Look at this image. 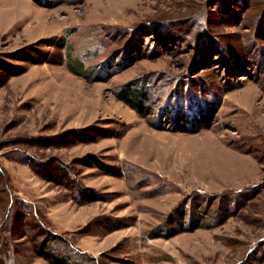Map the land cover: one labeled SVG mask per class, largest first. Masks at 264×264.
Returning a JSON list of instances; mask_svg holds the SVG:
<instances>
[{
	"label": "rangeland",
	"instance_id": "obj_1",
	"mask_svg": "<svg viewBox=\"0 0 264 264\" xmlns=\"http://www.w3.org/2000/svg\"><path fill=\"white\" fill-rule=\"evenodd\" d=\"M4 61L0 264H264V0H0Z\"/></svg>",
	"mask_w": 264,
	"mask_h": 264
},
{
	"label": "trees",
	"instance_id": "obj_2",
	"mask_svg": "<svg viewBox=\"0 0 264 264\" xmlns=\"http://www.w3.org/2000/svg\"><path fill=\"white\" fill-rule=\"evenodd\" d=\"M134 56L128 57L127 58L128 59L127 62L129 63L132 60V57H134ZM76 64L75 63L73 64V62H70V63L67 64V67H68V69L70 71H72L74 73L82 74L81 73V72H83L82 71V69H83L82 65L81 64L76 65ZM108 65H109V63H108ZM0 68H3L9 74H19V73H21L23 71L22 67L19 64H12V63H8V62H5V61L3 63H0ZM124 96L125 97H123L124 98L123 100L125 102H127L130 105H132L133 107L136 106L137 108H140L141 109V106L139 105V103L142 102V99L143 98L140 97V95H138V93H136L135 90L132 89V87H129V88H126L125 89ZM190 98L196 100L197 99V96H196V94L195 95H191ZM170 101L176 102L174 100V98L168 99L167 102L170 103ZM177 102H176L175 105H178ZM175 105H172V106L175 107ZM99 134L100 135H103V136L106 135V133H103L102 131L99 132ZM98 165H100V166L103 167L104 164H102L101 162L98 161ZM106 170H110V168L109 169H106ZM55 181L57 183H61L62 182V181H58V179H56ZM219 212H220V208L218 207V209L216 210V215L215 216H218L217 214ZM197 213L198 214H196V211H193L192 216L194 217L193 220H196V222H198L197 224H199L200 223L199 220L203 219L202 218L203 217V212H201V213L197 212ZM196 226H198V225H196ZM47 240H48V238H47ZM35 247H36L37 253L40 256H42L43 258H45L51 264H66V263H68V261H70L67 258V256L64 254V252L61 251V249H56V248L54 250L53 249H49L47 247V245H46V239H42ZM70 262H71V264H81V263H79L77 261H70Z\"/></svg>",
	"mask_w": 264,
	"mask_h": 264
}]
</instances>
